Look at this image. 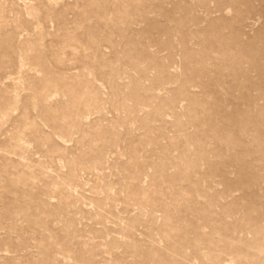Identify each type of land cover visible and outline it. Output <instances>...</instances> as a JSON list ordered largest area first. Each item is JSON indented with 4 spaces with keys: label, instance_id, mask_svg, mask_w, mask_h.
Returning <instances> with one entry per match:
<instances>
[{
    "label": "rangeland",
    "instance_id": "1",
    "mask_svg": "<svg viewBox=\"0 0 264 264\" xmlns=\"http://www.w3.org/2000/svg\"><path fill=\"white\" fill-rule=\"evenodd\" d=\"M0 264H264V0H0Z\"/></svg>",
    "mask_w": 264,
    "mask_h": 264
}]
</instances>
